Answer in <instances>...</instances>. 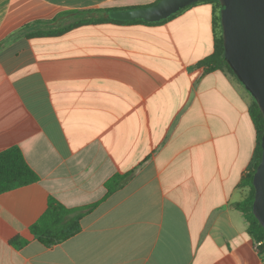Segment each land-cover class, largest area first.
<instances>
[{
  "label": "crops",
  "instance_id": "1",
  "mask_svg": "<svg viewBox=\"0 0 264 264\" xmlns=\"http://www.w3.org/2000/svg\"><path fill=\"white\" fill-rule=\"evenodd\" d=\"M156 1L0 0V152L18 146L39 177L0 192V264H264L234 207L250 190L253 97L198 64L214 51L215 2L158 23L10 36L63 10ZM116 173L130 174L106 195ZM49 197L86 212L44 246L29 227Z\"/></svg>",
  "mask_w": 264,
  "mask_h": 264
},
{
  "label": "trees",
  "instance_id": "2",
  "mask_svg": "<svg viewBox=\"0 0 264 264\" xmlns=\"http://www.w3.org/2000/svg\"><path fill=\"white\" fill-rule=\"evenodd\" d=\"M212 1L217 4L218 15L215 18V25L219 31L215 40L214 51L211 55L201 60L198 64L204 67L205 71H211L217 68H226L233 73L232 69L224 58V44L220 24V3L218 0ZM193 5V4H192ZM191 6V5H189ZM187 6V7H189ZM139 6L126 7H105V8H86V9H69L55 14L50 19H37L31 23L23 25L19 31L12 33L11 37L25 36L33 37H52L60 36L74 28L88 24L113 23L118 25L132 23H146L142 20H128L125 12ZM186 7V8H187ZM184 8V9H186ZM180 10L176 14L180 13ZM176 14L167 19L174 17ZM165 19V20H167ZM162 20V21H165ZM159 21V22H162ZM158 23V22H153ZM6 39L0 41V47ZM234 74V73H233ZM249 115L255 126L257 134V143L255 153L251 164L241 184L249 186L248 195L239 202L234 204L235 209L243 213L248 222L247 231L252 236L254 243L264 240V227L255 217L252 209L254 200L253 176L261 159V137L264 132V115L257 102H253L249 108ZM127 174L116 173L105 182L106 195L111 194L120 187ZM38 175L26 162L21 149L18 146H11L0 152V192L26 185L38 180ZM95 205L87 207L90 211ZM86 209H70L65 207L53 197H49L47 209L30 227V232L44 245L51 246L64 241L78 233L81 229L80 220L85 214ZM11 242L20 246L26 242L25 239L15 237ZM264 250V244L258 247V251Z\"/></svg>",
  "mask_w": 264,
  "mask_h": 264
},
{
  "label": "water",
  "instance_id": "3",
  "mask_svg": "<svg viewBox=\"0 0 264 264\" xmlns=\"http://www.w3.org/2000/svg\"><path fill=\"white\" fill-rule=\"evenodd\" d=\"M204 0H158L125 12L128 20L159 22ZM224 58L264 115V0H218ZM254 172L252 209L264 227V132Z\"/></svg>",
  "mask_w": 264,
  "mask_h": 264
},
{
  "label": "built area",
  "instance_id": "4",
  "mask_svg": "<svg viewBox=\"0 0 264 264\" xmlns=\"http://www.w3.org/2000/svg\"><path fill=\"white\" fill-rule=\"evenodd\" d=\"M262 244H264V240H263V241L255 242V243H254V247H255V249H258V247H259L260 245H262Z\"/></svg>",
  "mask_w": 264,
  "mask_h": 264
}]
</instances>
